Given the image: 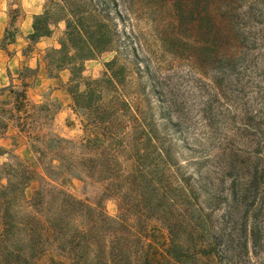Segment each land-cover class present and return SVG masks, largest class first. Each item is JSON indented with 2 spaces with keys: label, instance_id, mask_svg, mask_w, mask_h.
<instances>
[{
  "label": "trees",
  "instance_id": "trees-1",
  "mask_svg": "<svg viewBox=\"0 0 264 264\" xmlns=\"http://www.w3.org/2000/svg\"><path fill=\"white\" fill-rule=\"evenodd\" d=\"M259 1L264 2L44 0L42 11L32 15L27 38L36 43L51 35V26L64 23L58 47L47 48L42 61L51 78L69 70L68 90L84 134L29 136L36 160L12 154L0 164V264H250L248 244H260L264 225V129L255 159L227 163L235 175L223 197L227 210L215 219L213 210L200 206L190 176L178 172L168 152L147 148L149 132L120 90L128 66L146 72L155 86L161 82L150 70L135 20L149 23L166 52L229 74L248 63L243 41L245 50L256 42ZM6 36L14 37L8 28ZM106 51H114V57L81 90L85 61ZM39 65L22 66L11 78L6 90L14 109L24 105ZM62 174L98 183L102 197L116 199L117 214L109 215L101 200L94 207L54 183ZM32 181L37 187L27 195ZM206 195L220 196L216 187ZM149 218L164 225L166 239L160 241L148 228ZM52 250L65 260L47 256Z\"/></svg>",
  "mask_w": 264,
  "mask_h": 264
},
{
  "label": "rangeland",
  "instance_id": "rangeland-1",
  "mask_svg": "<svg viewBox=\"0 0 264 264\" xmlns=\"http://www.w3.org/2000/svg\"><path fill=\"white\" fill-rule=\"evenodd\" d=\"M6 1L9 18L6 29L14 37L4 35L1 38L0 43L5 48L15 40L26 15L20 0ZM43 2L41 0L42 5ZM256 10L262 14L257 17L256 42L245 50L247 43L243 41L248 63L239 65V71L236 69L229 74H223L220 66L209 67L200 60L166 52L160 48L149 23L144 19L135 20V30L144 35L150 70L161 82L155 86L146 72L128 66L124 87L120 90L122 98L129 100L132 110L139 115L141 127L149 132L151 138L145 142L147 148L152 150L156 145L168 152L178 172L190 176L199 194L200 206L207 211L213 210L215 219L227 210V206L223 205V197L235 175L234 169H229L227 163L234 161L238 164L244 158L250 161L255 159L259 151L258 135L264 129L263 1L258 2ZM51 29L50 36H43L36 43L31 44L29 39L26 43L16 41L22 44V55L25 57L22 66H34L35 62H39L40 74L47 80L41 84V78H38L31 83L27 88L26 101L18 109L13 108L10 93L6 90L9 83L0 87V133L3 132L0 134V148L4 153L0 155V164L8 161L12 154L30 162L36 160L38 155L32 150L29 136L50 134L73 139L84 134L82 117L73 110L68 90L69 70L51 78L42 61L47 48L58 47L57 39L64 29V23L59 22ZM137 52L145 55L142 49ZM114 55V51H106L85 61L79 88H84L86 79L100 77L105 70L104 63ZM14 83L18 85L19 81L15 80ZM2 109L12 111L5 112ZM54 164L57 166L58 162ZM54 183L94 207L101 200L109 215L117 214L116 199L102 197L101 186L88 178L62 174ZM37 184V181L29 183L27 195L32 193ZM215 187L219 198H208L207 192ZM147 226L160 234V241L166 239V228L158 219H147ZM261 236L260 244H248L250 264H264V225ZM47 256L65 260L55 250ZM47 258L44 259L46 262Z\"/></svg>",
  "mask_w": 264,
  "mask_h": 264
},
{
  "label": "crops",
  "instance_id": "crops-1",
  "mask_svg": "<svg viewBox=\"0 0 264 264\" xmlns=\"http://www.w3.org/2000/svg\"><path fill=\"white\" fill-rule=\"evenodd\" d=\"M20 4L26 15L23 19V23H21L19 31L15 35V40L7 48L3 47L0 43V87L10 83L11 78L16 77V73L19 71V68L22 67L25 57L22 55V44H17L16 41L26 43L28 39L27 35L31 32L32 15L42 11L41 0H20ZM7 5L6 0H0V40L5 35L7 22L9 20L6 13ZM36 66L37 62H35L34 66L32 65L30 67L34 68ZM40 71L41 65H39L38 77L36 80L41 78L40 83L44 84L47 79L40 74ZM63 71L67 70L65 69L61 72Z\"/></svg>",
  "mask_w": 264,
  "mask_h": 264
}]
</instances>
